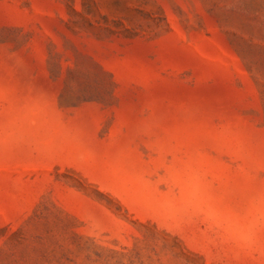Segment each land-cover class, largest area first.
<instances>
[{
  "label": "rangeland",
  "instance_id": "374dc122",
  "mask_svg": "<svg viewBox=\"0 0 264 264\" xmlns=\"http://www.w3.org/2000/svg\"><path fill=\"white\" fill-rule=\"evenodd\" d=\"M0 264H264V0H0Z\"/></svg>",
  "mask_w": 264,
  "mask_h": 264
}]
</instances>
